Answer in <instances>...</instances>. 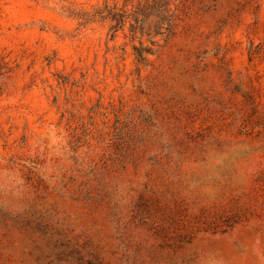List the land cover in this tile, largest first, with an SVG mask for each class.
Here are the masks:
<instances>
[{"label":"rangeland","instance_id":"374dc122","mask_svg":"<svg viewBox=\"0 0 264 264\" xmlns=\"http://www.w3.org/2000/svg\"><path fill=\"white\" fill-rule=\"evenodd\" d=\"M0 264H264V0H0Z\"/></svg>","mask_w":264,"mask_h":264}]
</instances>
